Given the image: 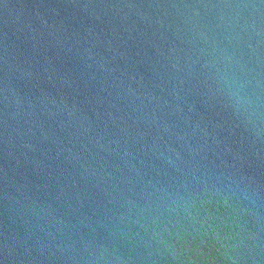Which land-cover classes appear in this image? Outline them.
Segmentation results:
<instances>
[{
    "label": "water",
    "instance_id": "water-1",
    "mask_svg": "<svg viewBox=\"0 0 264 264\" xmlns=\"http://www.w3.org/2000/svg\"><path fill=\"white\" fill-rule=\"evenodd\" d=\"M0 264H264V0H0Z\"/></svg>",
    "mask_w": 264,
    "mask_h": 264
}]
</instances>
